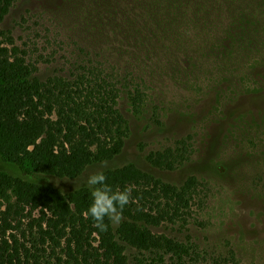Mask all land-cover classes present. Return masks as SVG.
Masks as SVG:
<instances>
[{"label": "trees", "instance_id": "1", "mask_svg": "<svg viewBox=\"0 0 264 264\" xmlns=\"http://www.w3.org/2000/svg\"><path fill=\"white\" fill-rule=\"evenodd\" d=\"M14 1L0 0V22ZM62 4L86 40L70 76L41 79L40 60L5 43L0 32V158L17 171L0 170V264H238L233 251L201 250L150 228L191 222L201 200L195 175L176 185L134 163L105 168L113 190L133 189L122 221L105 218L106 231L87 215L90 187L65 193L28 177L74 178L92 164L116 160L129 134L122 93L134 113L153 107L156 119L167 105L184 111L190 94L199 103L216 97L215 106L263 93L264 0ZM188 139L145 159L175 170L190 159ZM126 246L137 251L132 260Z\"/></svg>", "mask_w": 264, "mask_h": 264}, {"label": "rangeland", "instance_id": "2", "mask_svg": "<svg viewBox=\"0 0 264 264\" xmlns=\"http://www.w3.org/2000/svg\"><path fill=\"white\" fill-rule=\"evenodd\" d=\"M62 6V0H15L0 22L5 43L14 42L40 60L36 75L41 79L70 76L79 60L77 47L86 44L76 18ZM121 96L119 107L129 134L116 160L92 164L74 178L35 173L28 179L67 193L89 187L90 174L125 163L176 185L195 175L201 200L192 207L191 222L150 228L201 250L233 251L238 264H264V92L218 106H213L216 97L199 103V95L190 94L183 99L184 111L167 105L157 119L153 107L136 114L124 93ZM183 137L190 138L192 154L181 167L159 170L146 161L150 151L172 146ZM0 170L17 175L1 158ZM3 204L0 201V210ZM126 253L132 260L137 251L126 246Z\"/></svg>", "mask_w": 264, "mask_h": 264}, {"label": "clouds", "instance_id": "3", "mask_svg": "<svg viewBox=\"0 0 264 264\" xmlns=\"http://www.w3.org/2000/svg\"><path fill=\"white\" fill-rule=\"evenodd\" d=\"M86 184L92 189V201L87 209V215L93 219L94 226L106 231L108 225L105 218L113 224H119L123 219V210L132 201V187L123 190H113L107 183L103 171H97L87 177Z\"/></svg>", "mask_w": 264, "mask_h": 264}]
</instances>
